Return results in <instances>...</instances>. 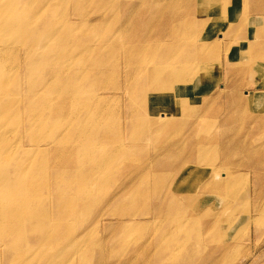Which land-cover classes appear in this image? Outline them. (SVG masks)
<instances>
[{"label": "bare ground", "instance_id": "1", "mask_svg": "<svg viewBox=\"0 0 264 264\" xmlns=\"http://www.w3.org/2000/svg\"><path fill=\"white\" fill-rule=\"evenodd\" d=\"M89 1L98 10L111 7L114 15L107 17L106 20L103 16H97L93 20L90 18V20L86 13H81L78 21H82L87 31L80 34L74 32L72 24H68L63 33L39 34L36 31H30L29 28L35 23V15L27 7L20 9L16 16L0 22L5 24L8 30L15 29L11 36L0 35V54L9 50V53L3 55L0 61L4 69L3 75H0L1 85L8 76L6 69L15 62L24 68L38 65L41 67V75L57 81L60 78V70L65 71L68 64L73 61L74 51L87 56L91 51L101 52L108 49L107 51L120 53L122 57L132 62L145 59L136 66L142 72L134 73L135 77L126 78L123 82L119 79L120 72L123 70L126 73L129 72L133 66L132 63H128L124 58L121 60L119 58L111 60L112 58L108 59V57L96 58L95 67L85 69V75L80 73L77 75L75 84L81 86L80 91L72 92L67 86L56 83L45 86L46 82L43 83V77H41L35 84L37 85L35 91L34 85H31L22 95L14 99L0 100V110L1 106L6 104L8 106L19 103L28 104L38 96V90L45 86V91L49 93L47 98H41L35 104L42 106L45 111H50L45 105L48 101L59 102L57 107L63 111L65 98L76 103L93 104L82 116L88 121L85 130L90 132L91 141L103 147L96 151L97 155L102 156L96 157L94 150L95 169L92 172L66 171L67 179L70 180L68 186L71 188L69 195L71 203L63 205V207H79L66 217H77L81 220L90 218L80 235V241L83 240L84 243L78 242L76 245L71 239L70 229L59 228L62 218L58 217V211L50 210L54 197L47 198L43 191L34 185L32 171L28 165L14 164L11 167L8 159L0 153V160H3L0 163V248L5 252L11 251L8 257L11 254L15 257L34 256L37 253H41L44 257V253L48 255L54 251L56 264H65L67 261L73 264L78 257L79 264H91L96 260L92 255L100 247L93 240L98 239L99 223L102 217L110 208L117 212L116 208L122 207L119 217H115L116 221L109 223V226L113 224L112 228H114L120 225V229L129 226L139 233L131 239H119V236L115 234L108 236L106 240L102 237L101 240H97L103 245L105 242L112 243L115 254L123 250L120 259L111 264H136L138 255L147 251L152 252V255L156 256L155 258L160 262L165 259L166 262L170 261L168 264H189L190 259H194L202 251L203 244L209 240V237L203 233L202 223L199 222L203 216L201 217L202 211L198 208L205 205V200L209 199L212 205L221 202L229 208L233 189L243 181L242 169L254 172L257 181L264 185V143L249 145L241 140L243 133L238 130L239 118L237 117L240 112L235 111L234 106L237 102L247 100V109L257 116L258 122L264 124V40H257L249 31L245 34L243 32L246 36L244 40H237L235 36L239 35L241 24L247 23L248 19L252 24L251 29H256L259 33L261 29L264 30V7L255 6L249 10L246 8L242 15L244 7L236 6V9L230 13V7L228 8L229 5L225 1L221 4L216 3L220 5V9H213L215 5L210 4L213 0H200V4L196 0H187V5H185L186 0ZM163 3H165L164 7H162ZM8 10L10 9L0 8V15ZM136 10H141L143 13L144 26L127 27L128 22L131 21L130 16ZM209 19H211L210 22ZM212 21L215 26L224 27L222 34L214 35V30L210 28ZM153 22L154 24L151 25L150 23ZM54 23H57L56 20ZM17 30L21 32L20 35L15 34ZM141 30H148V36L136 37V33ZM197 31L201 38L200 44H193ZM129 34L135 37L133 41L138 44L136 47L132 46L131 50L125 49L123 42ZM93 37L98 38L95 49L87 46L88 40ZM150 40L158 43L157 49H147L146 43ZM223 44L226 48L224 51L229 64L228 69L239 68L240 62L246 61L249 69H244V74L247 75L245 77L249 76L251 70H255L258 74L256 82L245 80L246 88L255 86L253 91L246 92L245 98L235 93L237 88L232 80L228 82L233 85L225 84L223 89L218 90L215 95L212 94L214 87L211 81L214 78L212 74L216 75L218 72L217 77H220L222 71L217 68V64L211 65L215 63L211 53L217 54L219 45ZM256 53L263 55L261 58H253L257 62L251 60ZM205 67L210 72H214L205 76L203 74ZM86 79H93L94 83H98L99 88L89 89L86 95H80L88 83ZM18 81H13L12 84L15 92L20 88ZM201 87H205L207 92L200 96ZM126 91L127 103L121 107L120 111L118 107L113 109L112 101L118 100L119 103V98H123ZM224 101L230 104L227 110H221L219 107ZM198 103L201 105L210 103V106H214L213 112L209 109H201ZM35 105L27 106L28 111H31L32 121L37 119ZM222 113L225 116L219 118ZM29 115L23 114V116ZM58 115L61 119L58 127L64 130L60 138L62 139L68 129V120L73 119V116L65 113ZM205 117H209V124L212 127L200 126ZM6 128H9L8 134L13 137L23 134V136L29 135L32 140L33 129H30L28 123H24L21 127L18 123L8 124ZM169 129H173L174 134L162 141V132ZM123 131L126 132L123 144H118L116 147L103 146V143L112 138H121ZM220 134L224 136L222 141ZM158 137L159 139L155 141ZM260 137V134L254 136V142L259 143ZM0 138L5 143L8 141L4 130ZM40 141L41 138L33 141L34 153L40 152L41 147L45 146L46 143L38 144ZM54 144H58L56 139ZM213 145H215V151L212 150ZM247 150L249 157L244 161L239 152ZM8 151L11 153L12 148L9 147ZM23 154L34 161V157L32 158L26 152ZM224 154L232 155L236 161L233 163L224 161L217 167L215 161ZM123 158H126L123 164L128 162L129 168L133 167L123 180V184L118 186L112 194L96 195L97 186L107 189V185L103 183L108 178L102 176V171L121 164ZM172 171L174 175L171 182L173 183L164 187ZM223 175L224 178H222ZM194 176L198 182L192 181ZM150 180L153 181V185H150ZM78 182L85 184V192L77 194L73 190ZM192 184L193 191L190 189ZM262 185L260 188H264ZM203 186L206 189L202 190ZM162 189L164 192L169 191L168 197L161 196L149 205L144 202L147 195L151 194L156 198L163 192ZM257 192L258 190L255 189V198L259 196ZM192 195H196L195 200L192 199L193 204L190 199ZM139 199H141L140 203ZM181 205H188L190 208L183 210ZM205 208L207 209L203 210L205 212L203 215L208 214L213 206L210 209L206 205ZM191 210L193 214L188 215ZM258 210L255 211V217L253 216L255 221H259L258 216H264V212H258ZM222 211L224 213L225 209ZM225 214L226 217L231 218L227 228V233H230L236 227L238 216L231 215L228 209ZM221 215L215 217L211 229H219L217 227ZM52 216L57 219L55 224L48 223ZM155 223H158L154 233L157 241L153 242L146 231ZM161 226H164L165 230L157 232ZM33 228L38 229V242H35ZM87 241L91 242L89 247L85 246ZM79 248L81 250L78 252ZM100 256L101 260H97L105 262L104 256L101 254ZM228 257L230 258V255Z\"/></svg>", "mask_w": 264, "mask_h": 264}, {"label": "rangeland", "instance_id": "2", "mask_svg": "<svg viewBox=\"0 0 264 264\" xmlns=\"http://www.w3.org/2000/svg\"><path fill=\"white\" fill-rule=\"evenodd\" d=\"M224 1L229 5L228 8L230 7L229 8L230 13H232V11L236 9V6L241 5L242 7H244L245 9L242 11V15L246 10V8L247 10H249L250 8H253L255 6L264 7V0H213L210 1V4L213 6L215 5L214 6L215 8L213 9L216 8L220 9L219 7L220 5L218 6L216 3L220 2L221 4V2ZM245 1H246V5L244 6ZM196 2L200 4L201 1L196 0ZM187 4L188 3L186 0L185 5ZM164 6L165 3H163L162 7ZM25 7H27L35 15V23L29 28V30L36 31L39 34H43L47 32L63 33L65 31V27H68V24H72L74 32L80 34L82 32L87 31V28L82 23V21H78L79 16L82 15L81 13H86V15H88L87 18L89 19L91 18L92 20L97 16H103L105 17L106 20L107 17H112L114 15L113 13L114 11L111 9V7L108 9L98 10L89 0H0V8L10 9L6 11V13H3V15H0V22L3 21L4 19H9L12 16H16L17 13L20 12V9H23ZM121 14L122 13H120V15ZM130 18L131 21L128 20L129 22L127 27H130L131 25H135L136 27L144 26L145 17H143V13L141 12V10H136L135 13L132 16H130ZM207 18L208 17H206V19ZM48 20L50 21L47 22ZM55 20L57 23H54ZM210 21L211 19H209V22ZM246 22L247 23L241 24L240 26L241 31L239 35L237 34L235 35L237 36L236 39L240 41L244 40L246 36L243 35V32L245 34V32L249 31L252 32V34L257 40L263 41L264 30L261 29L259 33L258 30L251 29L252 24L250 23L249 19ZM150 24L152 25L154 24V22ZM245 24L247 25V27ZM4 25L5 24H0V35L11 36L14 33L15 29L8 30L5 28ZM210 28L214 30L215 33L214 35L217 36L222 34L224 27H222V25L215 26L212 21ZM148 33H149L148 30H141L138 33H136V37L148 36ZM15 34L20 35L21 32L17 30ZM134 38H135L134 36L129 34L126 38L123 39L125 49L131 50L132 46L136 47L138 45L133 41ZM194 38L195 41L194 40L192 41L193 44L195 43L200 44L201 38L199 37V31H197ZM96 44L98 45V38L93 37L88 40L87 46L95 49ZM146 44L148 46L147 49H157L158 47V43L156 41L151 42L150 40ZM107 50L108 49L101 52L94 50L91 51L87 56L82 55L81 52L74 51L73 57L75 59L73 58V61L70 64H68L67 69L65 71L60 70V74H59L60 78L57 81L56 80L52 81L51 79H49V77H44L43 75H41L40 74L41 67L38 65L34 67L24 68L18 62H15L6 69L8 71L7 72L8 76L4 81V83L2 85L0 84V100L14 99L16 96L22 95L24 90L28 89V87L31 85H34L35 88L34 87L33 88L35 91L37 88V85L35 84L37 80L41 77H43V83L46 82L45 86L50 85V83H56L67 86L72 92H77L78 90L80 91L82 89L81 86L75 84L77 75L78 73L85 75L86 74L85 69H90L91 67H95L96 58L108 57V59L112 58L111 60H115L114 58H119L120 60L122 58L124 59L126 58V57H122L120 53L115 54ZM224 50H226L225 44L219 45V51L217 52V54L211 53V57L215 62L211 65L214 66L215 64H217V68L222 71L220 77H217L218 72H216V75L212 74V77H214L213 79H211V81L213 82L212 84L214 86V87L212 86L213 87L212 94L215 95L218 90L223 89L225 84L233 85L231 82H228L232 80V82L235 84L237 88L235 93L237 95H240L241 98H245L246 92L253 91L255 87L254 85H251L246 88L245 80L248 79V80H252V82L254 81L256 82V80L258 81L257 79L258 74L255 70H251L249 76L247 78L245 77L246 74H244V69L248 68L246 61H241L239 68H236L234 70L228 69L229 64L226 61L227 60L225 53L226 51ZM7 53H9V50L1 52L0 61H1V57ZM262 56H263L262 54L256 53L251 57V60L257 62V60L253 58H261ZM144 60H145L144 58L138 62H132L129 61V59L126 60L128 63H132L133 66L131 67L130 71L127 73L125 72V70L120 72L121 73V75L119 76L120 81L123 82L124 79L126 78L135 77L134 73H141L142 71L136 66ZM1 64L3 65L2 62ZM206 68L207 67H205V69ZM3 72L4 69L0 65V75H3ZM203 72H204L203 74L206 76V75H210V73L214 71L210 72L208 69H206L203 70ZM18 80H20V82ZM13 81L19 82L20 88L19 91L17 92H15L12 89ZM28 81L29 84L27 85ZM86 82L88 83L85 85V90L82 93H80V95L81 94L86 95L89 89L94 90L96 88H99L98 83H94L93 79L91 80L86 79ZM216 83H218V85H216ZM44 87L38 90L37 92L38 96L32 99V101H29L28 104L19 103L11 106H8V104L1 106L0 134L4 130L8 141L5 143L4 140L0 138V153L3 154L4 157L8 159L9 161L8 164L11 165V167H13L14 164L28 165V168L32 171L31 175L33 178L34 185L40 188L47 198L54 197V199L51 201L50 210L51 211L55 210L59 212L58 217L62 218L60 220L61 225H59V228L70 229L71 239L75 241L76 245L78 244V242L83 244L84 241L83 240L80 241V235L85 230V225L89 223L90 218L88 217L84 220H81L77 217H66L67 214L77 210L79 207L77 206L63 207V205H67L71 203V199L69 197L71 193V188L68 186V182L70 180L67 179L66 171L80 172L81 170H85L92 172L95 169L94 150L96 157L102 156V155H97L96 151L103 147L99 145L97 142L94 143V141H91L90 132L85 130V126L88 124V121H86L82 116L86 110L90 109L93 106V104L89 102L76 103L71 99L67 100L68 98L67 99L65 98L63 100V105H64L63 111H61L57 107L59 102H51V101L45 103V105L48 106L50 111H45L42 108V106L35 105L37 102H39L41 98H47V95L49 93L45 91ZM244 88H246L245 89L246 91H244ZM205 92H207L205 87H201L199 95L201 96ZM125 94L126 95H124L123 98H119V103L118 100L112 101L111 107L113 109H116L118 107V110L120 111L121 107L127 103V91L125 92ZM72 96H77V95H72ZM201 103H198L201 109L203 108L209 109L210 112H213L214 106H210V103L205 105H201ZM246 103H248L247 100L237 102L234 104L235 111L240 112L239 114H237V117L239 118L238 130L239 131L241 130L243 133V138L241 140L242 141L244 140L249 145L250 143L251 145L262 144L264 143V124L258 122L257 116L250 113V111L247 109ZM29 104L35 105L34 110L35 113L37 114L36 115L37 119L35 121L31 120L32 118L31 111H28L27 108ZM229 105H230L229 103L227 104L224 101L222 103V106L219 107L221 110H227ZM25 113L30 115L23 116V114ZM59 113H65L68 116L69 115L73 116V119L68 120V129H66V135L62 139L60 138L64 133V130L58 127V122L61 120L58 115ZM223 116H225L224 113H222V116H219V118H222ZM183 119L184 118H182V120ZM13 123H18L20 127L24 123H28L30 125V129H33L32 140L35 141L38 138H41V141L38 144L42 145L46 143L45 146L41 147L40 152L34 153L32 151L34 142L31 140L29 135L23 136L22 134L21 136L13 137L12 135L8 134L9 128L6 127L8 126V124H13ZM200 126L212 127L209 124V117H205V119L201 122ZM173 134H174L173 129L163 131L162 132L163 138H161L162 141L168 139ZM259 134L261 135L259 143L254 142V136H257ZM55 139L56 142H58V144H54ZM125 139H126V132L123 131V136L121 138L119 137L116 139L112 138L106 141L105 143H103V146L113 145L116 147V145L118 144H123ZM158 139L159 137L155 139V141H157ZM223 139L224 136L220 134V140L222 141ZM9 147L12 148L11 153L8 151ZM212 150L215 151V145L212 146ZM24 152H26L29 156H32V158L34 157V161L26 157L25 154H23ZM247 152L248 150L246 152L244 151L239 152V154L242 156L241 157L242 160L244 159V161L246 160V158L249 157V154ZM123 160H126V158H123L121 164H118L116 167L107 168L102 171V176H107L108 178V180L105 183H103L107 185V189L97 186V190L95 191L96 195L103 193L112 194L117 189L118 186L123 184L122 182L125 179L126 175H128L129 171L133 169V167L129 168L128 162L123 164ZM2 161L3 160H0V163ZM224 161L233 163L236 160H234L232 155L224 154L218 157V161H215V165L218 167L219 164ZM242 172L244 174L243 181H241L239 185L235 186V188L233 189V195L231 194L232 198L230 199L229 208L224 206V204L221 202H217L215 205H212V202L209 199L205 200L204 202L205 205L200 207L201 209L198 208L199 211H202L200 213L202 214L201 217L203 216L202 220L201 221L199 220V222L202 223L201 226L203 229V233L204 235H206V237H209L208 238L209 240L205 242L206 244L204 243L206 246L203 244V249H202L203 252L202 251L200 252L202 254L199 253L197 255L198 257L197 256L195 257L196 259L195 258L190 259L191 261L188 262L189 264H207V263L208 264H264V216L263 217L258 216L259 221H255V219L253 218L256 210L259 209L258 212L259 211L264 212V190H263L264 188H260V185L262 184L259 181H257L254 172L252 173L251 170H246V169H242ZM115 173H118L117 176H112ZM173 175H174L173 171L170 172L164 187L171 185L173 183L171 182V178ZM222 178H224V175ZM192 181L198 182L195 176L193 177ZM149 183L150 185H153L152 180H150ZM84 186H85L84 183L78 182L73 190L76 191L77 194L83 193L85 192V188H86ZM190 189L191 191H193L194 189L193 184ZM203 189L206 188L203 186L202 190ZM255 189H257L258 190L257 193H259V196L256 198L254 197ZM161 196L168 197L169 191L168 192L163 191L156 198H154L151 194H149L145 197L149 200L144 199V202H146L147 205H149V203L152 204L157 198ZM182 198L186 199L188 197H182ZM195 198L196 195L190 196L191 200L192 199L195 200ZM193 200L191 201V203L193 202ZM140 202L141 199H139V203ZM141 204L145 205V203H141ZM206 205H208V208L210 209L212 206L213 208L212 210H210L208 214L203 215L205 213L204 211L207 209V208L204 209ZM209 205L211 207H209ZM181 207L183 208V210L184 209L188 210L190 208L188 205H181ZM192 208L193 207H191V209ZM224 209L225 211L228 209V212L234 217L235 215L238 216L236 227L230 233H227V228H228V224L231 221V218L226 217L225 211L224 213L222 211ZM116 210L117 212H115L113 208H110L105 213V216L102 217V220L99 223L98 239L93 240V242L95 244H99L100 247L96 249L95 253L92 255V257L96 260H94V262H91V264H111L117 262V260L120 259L121 252L123 251L121 250L117 254H115L114 248L112 247V243L105 242L104 245L98 243L97 240H101V237L104 240H106L108 239V236L117 234L119 236V239H131L134 238L139 233L135 228L129 226H125L122 229H120L121 228L120 225L112 228L113 224H111L110 227L109 223L116 221L114 220V218L119 217V212L122 211V207L116 208ZM234 211L236 212L234 213ZM123 214L124 212L122 213V215ZM189 214L190 215L193 214V211L191 210V213L189 211L188 215ZM122 215L121 217H124ZM218 215L219 216L221 215L218 221L219 226L217 227L219 229H214V228L211 229L212 228L211 225L215 217ZM56 222H57L56 217L52 216L48 223L55 224ZM157 224L158 223L150 225V228L146 231V233L150 236L153 242L157 241V239L154 237V233L156 232L155 226ZM22 226L25 225L22 224ZM161 230H165V227L161 226V228H159L157 232ZM214 231H216L217 233ZM33 232L36 236L35 242H38L39 240L38 229L33 228ZM207 234H209V236H207ZM222 237L223 239H221ZM239 237H241L240 240H238ZM111 240L113 241V239ZM86 245H88L89 247L91 245V242L87 241L85 243V246ZM53 250H55V248H53ZM80 250L81 249L79 248L78 252ZM10 253L11 251L5 252L2 248H0V264H56L54 263L55 261L54 251L48 255L44 253V257L41 253H37L34 256L25 255L21 257L20 256L15 257L11 254L8 257ZM99 253L102 256H104L103 260L105 262L99 261L101 260V256ZM228 255H230V258L228 257ZM200 256L201 258H199ZM70 257L71 255L69 256V258ZM155 257L156 256L152 255V252L147 251L142 253L141 255H138L135 263L136 264H168V262L170 263V261L166 262L165 259H163L161 263ZM65 264H69V262L67 261L65 262ZM73 264H79V257L73 262Z\"/></svg>", "mask_w": 264, "mask_h": 264}]
</instances>
